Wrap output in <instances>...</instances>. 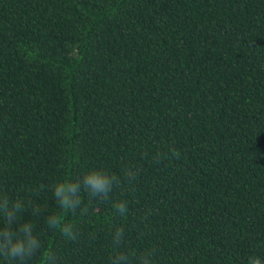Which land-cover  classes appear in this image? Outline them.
Returning <instances> with one entry per match:
<instances>
[{"label":"trees","instance_id":"16d2710c","mask_svg":"<svg viewBox=\"0 0 264 264\" xmlns=\"http://www.w3.org/2000/svg\"><path fill=\"white\" fill-rule=\"evenodd\" d=\"M126 165L128 216L82 193L78 240L47 227L53 183ZM4 192L29 264H109L114 226L149 264H264V0H0Z\"/></svg>","mask_w":264,"mask_h":264},{"label":"clouds","instance_id":"9594fccd","mask_svg":"<svg viewBox=\"0 0 264 264\" xmlns=\"http://www.w3.org/2000/svg\"><path fill=\"white\" fill-rule=\"evenodd\" d=\"M173 155H178L173 151ZM167 158V154L157 152L155 159ZM123 176L115 175L106 171L103 167H94L85 174L75 178L57 180L52 184V195L55 204L60 210L57 213L48 215L46 224L52 231H58L68 241H76L79 238V228L76 224L67 222L64 213L76 214L80 209L81 215H88V208H81L84 203L82 193L89 198V201L100 203H111L115 214L121 218L129 215V202L123 197L133 192L135 182L139 177V171L134 165L124 167ZM45 189L41 184L29 190L35 195ZM116 189L121 190V199L113 202V193ZM3 205H0V258L4 264H29V262L40 253L43 248L41 237L33 233L34 225L31 222L19 223V215L24 210V201L17 198L10 200L7 192L0 194ZM40 208L33 206L32 214L38 215ZM125 229L123 226H114L110 234L112 253L109 264H149L145 257L154 258V251L149 250L142 254V251H129L131 245L124 247ZM48 264H57V257L49 252ZM249 264H262L260 258H250Z\"/></svg>","mask_w":264,"mask_h":264}]
</instances>
